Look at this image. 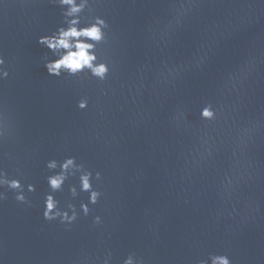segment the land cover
I'll return each mask as SVG.
<instances>
[{
  "label": "water",
  "instance_id": "95a60500",
  "mask_svg": "<svg viewBox=\"0 0 264 264\" xmlns=\"http://www.w3.org/2000/svg\"><path fill=\"white\" fill-rule=\"evenodd\" d=\"M66 10L0 0V179L21 185L0 183V264H264V0H86L103 79L47 71ZM48 195L76 220H46Z\"/></svg>",
  "mask_w": 264,
  "mask_h": 264
},
{
  "label": "clouds",
  "instance_id": "9594fccd",
  "mask_svg": "<svg viewBox=\"0 0 264 264\" xmlns=\"http://www.w3.org/2000/svg\"><path fill=\"white\" fill-rule=\"evenodd\" d=\"M61 5L67 6V10L64 13L65 16L74 17L68 21V27H61L56 33L51 36H43L40 38L39 43L47 46L54 53H58V59L48 62L45 67L49 74L60 75L61 71H66L69 74H76L83 71L85 68L89 69L92 75L103 79L108 71L105 64H95L96 56L93 51L95 43H88L86 40H91L93 42H99L103 39V27L105 22L97 18L94 23L87 27L78 28L79 17L78 14L83 10L86 4V0H82L81 3H77L76 0H59ZM3 60L0 59V64ZM5 75H7L5 73ZM81 108L87 106L86 101H82L79 105ZM203 118L211 119L213 113L205 108L201 113ZM48 168H57V162L55 160L48 163ZM60 171L55 175L48 177L49 187L53 191H58L64 180L67 178V174L70 169L81 168L80 165L75 163L74 158H67L64 162L59 165ZM92 174L90 172H82L80 175V186L81 190L89 193V203H98L101 193L94 190L91 184ZM96 179H100V173L96 174ZM0 183H6L11 189L21 188L20 182L18 180H5L0 179ZM29 191H34L35 188L32 185L28 186ZM73 195H75L76 189L73 187L71 189ZM0 198H3V194H0ZM17 200L23 201L24 196L22 194L17 195ZM57 201L51 195L45 198L44 202V218L46 220H55L60 218L61 223L71 224L76 218V210L73 205H69L72 214L69 216L67 211H60L57 207ZM82 213L87 216L89 214V208L86 204H81L80 206ZM95 223H100V217H95ZM124 264H133V259L129 256ZM213 264H230L228 258L226 257H215L213 258Z\"/></svg>",
  "mask_w": 264,
  "mask_h": 264
}]
</instances>
